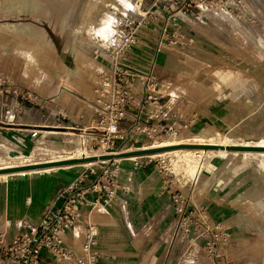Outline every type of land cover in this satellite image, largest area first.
Masks as SVG:
<instances>
[{"label":"built area","instance_id":"1","mask_svg":"<svg viewBox=\"0 0 264 264\" xmlns=\"http://www.w3.org/2000/svg\"><path fill=\"white\" fill-rule=\"evenodd\" d=\"M262 12L264 0H132L123 12L113 14L107 39L94 51V59L103 58L104 64L92 85L91 110L77 117L61 108H53L52 98L48 100L33 91L6 87L5 91L12 89L15 100L1 104L4 112L0 114V122L15 123L27 102L41 111L36 121L44 119L34 123L18 122L29 125L31 137L41 133L40 127L62 125L64 133L74 136L77 143L65 139V149L59 153L66 155L64 157H86L92 163L79 166L77 174L57 191L55 199L43 208L37 221L22 217L13 236L5 239L0 234V264H41L43 251L67 264H99L103 254L94 249L98 235L95 225L85 222L77 244H67L63 236L67 231L74 234L76 226L84 223L83 208L92 210L97 204L111 206L120 200L119 191L129 192V187L118 179L124 161L130 162L132 170L151 165L161 176L160 187L169 191L174 211L169 246H180V261L184 264H236L222 251V246L229 241L227 227L209 219L203 206L192 204L190 207L189 197L182 191L189 179L178 177L167 156L126 155L155 148L164 139L188 130L194 121L193 115L185 122H177L179 112L169 105L168 86L151 72L140 75L130 64L129 57L143 28H157L159 44L176 45L187 39L184 19L227 31L220 27L217 20L220 16L250 32L248 26L254 27ZM256 33L259 36V30ZM3 83L5 79L0 77V84ZM51 113L55 114L56 123L46 124ZM72 239L75 240L73 235Z\"/></svg>","mask_w":264,"mask_h":264},{"label":"crops","instance_id":"2","mask_svg":"<svg viewBox=\"0 0 264 264\" xmlns=\"http://www.w3.org/2000/svg\"><path fill=\"white\" fill-rule=\"evenodd\" d=\"M217 20L227 27L220 17ZM160 23L161 20L158 25ZM182 24L183 29L189 32L185 30L186 41L176 45L159 44L157 28L141 29L139 42L130 52V64L140 75L151 72L168 86L169 105L179 112L177 122H185L194 115L189 131L213 130L231 140L251 139L243 142L264 139V56L255 52L254 57H259V61L247 67L214 64L218 60L214 39L201 34L197 30L200 25L192 20L184 19ZM213 27L207 28L218 33L217 27ZM257 40L264 46L261 36H257ZM241 53L248 55L244 49ZM84 97L83 102L87 106L83 111H87L88 106V110H91V91L89 96ZM61 108L69 113L73 110L68 105ZM236 156L239 155L225 158L219 170L234 167L232 164ZM240 157L246 159L250 156L240 154ZM123 166L118 179L129 187V192L119 191L120 200L111 206H95L92 210L83 208L84 223L76 226L74 234L65 232L64 242L77 244L88 221L98 230L94 249L103 254L99 264H167L171 258L177 261L181 258V248L176 244L169 246L174 211L169 191H163L160 187L161 176L151 165L132 170L130 162L124 161ZM206 166L200 167L199 173ZM75 175L69 178L58 176L56 179L48 174L32 180L25 177L14 182H2L0 234L5 239L13 236L22 217L37 221L43 208L53 202L57 191ZM222 180L220 176L216 178V181ZM182 191L189 197L190 207L192 204L203 206L209 219L227 227L229 241L222 246L225 255L233 258L236 264H264V245L256 246L257 241L264 240V212L255 205L258 202H251L254 207H245V197L236 196L233 200L223 195L204 200L201 187L196 181L190 183V180L184 184ZM55 262L67 264L46 251L42 252L41 264ZM178 264L183 263L179 260Z\"/></svg>","mask_w":264,"mask_h":264},{"label":"rangeland","instance_id":"3","mask_svg":"<svg viewBox=\"0 0 264 264\" xmlns=\"http://www.w3.org/2000/svg\"><path fill=\"white\" fill-rule=\"evenodd\" d=\"M145 1L147 2V0ZM131 3L132 0H0V77L5 79V83L0 84V114L2 115L4 112L1 104L10 103L14 99L12 89L5 91L6 87H18L23 91H33L41 97L48 98V100L53 98L55 102L51 103L53 108L68 105L73 110L70 113L67 112L75 117L83 113V108L87 106L83 102L84 96L90 95L92 85L96 82L95 77L104 64L103 58L94 59V51L98 45L107 39L111 30L110 24L113 14L123 12ZM258 17L259 21L254 27L248 26L250 32L242 26L227 22L223 17L220 18L226 23L227 27L225 25L223 27L227 29V32H221L217 27L218 33H214L206 26L199 24L197 30L201 34L210 36L216 42L215 53L218 60H215L214 64L222 66L240 64L247 67L259 61L257 59L259 57H254L255 52L264 56V46L258 43L256 33L259 30V36L264 40V13L262 12ZM185 30L189 32V30ZM243 49L248 55L244 56L241 53ZM82 53L83 58L79 57ZM46 54L49 60L43 63ZM52 58L56 60L59 58L57 61L62 63L64 75L62 74L61 77L58 75L60 78L54 73L56 72L54 66L49 65ZM80 64L82 72H79L80 69H78ZM50 68L54 72H51ZM89 74H91L92 80L86 78ZM48 103L50 102L48 101ZM28 104L26 102L23 110L17 114L15 123L0 122V163L18 158L24 164H42L47 161L68 158L64 157L66 155L60 154L59 150L65 149V139H73L71 142L74 143H77V140L72 135H66L62 125L50 126L51 128L40 127L41 133L36 137H31L29 125L18 124V122L44 121V119L36 121L41 111L33 109ZM74 105L77 106L74 107ZM89 108L90 106L86 110L89 111ZM54 117L55 114L51 113L45 123L55 124ZM200 134L227 143L238 142L234 140L251 141L250 138L234 139L225 133L234 139L231 140L213 130L203 132L182 130L177 137H172L169 142L171 143L172 140L175 143L184 142L190 135ZM253 139L258 138L253 137ZM161 150L163 149L152 151L150 154ZM163 156L170 159L175 173L177 172L178 177H183L184 180L193 179L200 167L207 165L199 173L197 179H193L201 187L204 200L221 195L233 200L236 196L245 197V207L258 205L264 212V156H250L246 159L241 158L240 155L236 156L232 164L234 167L225 171H220L219 168H222L220 166L225 162V158L233 156L231 154L225 157H209L195 153H175ZM29 159L32 162H28ZM73 162L77 161L60 162L57 165ZM50 166V164H44L18 168L10 172ZM79 170L80 167L63 169L59 172L50 171L48 174L56 179L58 176L69 178L77 174ZM48 174L44 173L42 176H48ZM218 176L223 179L221 182L216 181ZM14 181L17 179L7 182ZM0 188H3L2 182H0ZM252 201H256L258 204L254 205L251 203ZM92 215H94V211H92ZM262 226L264 227V224ZM256 243V246L264 245V240H259ZM248 248L250 249V246ZM172 259L167 264H178L180 260L172 261ZM182 263L184 264V262ZM54 264L59 263L55 262Z\"/></svg>","mask_w":264,"mask_h":264},{"label":"bare ground","instance_id":"4","mask_svg":"<svg viewBox=\"0 0 264 264\" xmlns=\"http://www.w3.org/2000/svg\"><path fill=\"white\" fill-rule=\"evenodd\" d=\"M85 33H87V32H85ZM12 43H13V41H12ZM34 54H35V52H34ZM46 55H45V59L43 60V63H45L46 61L49 60L48 55L47 56ZM43 57H44V55H43ZM79 57L83 58V53ZM41 58H40V60H41ZM52 59H51L52 62L50 60L49 65L51 67L54 66L56 72H54L53 69L50 68L51 72H54L55 74H57V77H59L58 75H60V77H61V75L64 73V69H63V67H61L62 63H59L57 61L58 59L57 60L55 58H52ZM79 63H80V61H79ZM78 69H80L79 72H82L81 64H80V67ZM85 74L88 75L87 72H85ZM86 78H90L89 80H92L91 74H89V76H86ZM178 135L179 134H177L175 136L177 137ZM175 136H172V137H175ZM172 137H168V138L164 139L163 142L159 146L155 147V148H160L163 150H161L159 152H154L153 154L151 153V155L152 156H163V155H173L175 153H195L198 155L201 154L202 156L205 155V156H209V157L210 156L223 157V156H227L228 154H231V155H240L241 154V155H246V156H254V155L255 156L256 155L264 156V139H262L258 142H243V141L239 142L238 141L236 143H227L224 141L216 140L212 137L208 138L206 135L200 134V135H195V136L190 135L189 137H187L188 139L184 142L175 143V141L172 140V142L170 143L169 141ZM167 142H169V143L167 144ZM233 145H240V146H246V147H256V148H247V149L239 150V149H231V148L226 147V146H233ZM160 149H157V150H160ZM154 151H156V150H154ZM129 155H133V154H129ZM81 158H86V157L73 156V157L65 158L64 160L78 159V160H73V161H77V162L68 163L66 165H57V163H60V161H64V160L47 161V162H44L42 164H40V163L24 164L21 162L20 159L14 158L8 162L4 161V162L0 163V182H7V181H11V180H16V179L20 180L21 178L23 179L24 177H27L28 180H32L36 177H39L40 175H42L44 173L48 174L50 171L59 172L60 170H63V169L65 170V169H71V168H78L82 164H91L92 163L91 162L92 160H90V159L81 160ZM28 162H32V160L29 159ZM66 162H70V161H66ZM45 163L50 164L51 166L46 167V168H32V169H23V170L19 169L20 171L10 172L11 170H15L18 168L34 167V166H38V165H44ZM199 171L195 175V177H197L199 175ZM96 207H103V206L100 204H97Z\"/></svg>","mask_w":264,"mask_h":264},{"label":"water","instance_id":"5","mask_svg":"<svg viewBox=\"0 0 264 264\" xmlns=\"http://www.w3.org/2000/svg\"><path fill=\"white\" fill-rule=\"evenodd\" d=\"M226 147L227 148H231V149H239V150L247 149V148H256V147H246V146H240V145H233V146H226ZM157 149H160V148H147V149H142V150L131 151V152H127L126 155L149 153V152H152V151L157 150ZM83 159L86 160V159H89V158H81V160H83ZM73 160H78V159H69V160H64V161H60V162L73 161Z\"/></svg>","mask_w":264,"mask_h":264}]
</instances>
